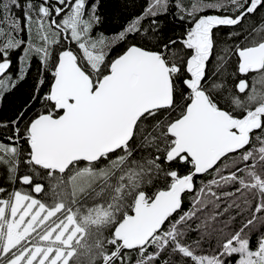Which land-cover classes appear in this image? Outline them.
Here are the masks:
<instances>
[{
  "label": "snow or ice",
  "instance_id": "6c2138e0",
  "mask_svg": "<svg viewBox=\"0 0 264 264\" xmlns=\"http://www.w3.org/2000/svg\"><path fill=\"white\" fill-rule=\"evenodd\" d=\"M0 0V264H264V0Z\"/></svg>",
  "mask_w": 264,
  "mask_h": 264
},
{
  "label": "trees",
  "instance_id": "16d2710c",
  "mask_svg": "<svg viewBox=\"0 0 264 264\" xmlns=\"http://www.w3.org/2000/svg\"><path fill=\"white\" fill-rule=\"evenodd\" d=\"M142 3L143 0H140ZM121 0H105V13L109 18V22L105 25L108 30L113 29L118 23V17L113 18L114 13H118L120 9ZM29 85L19 89L14 95L8 96L5 99L4 105L0 107V120L9 118L15 109L26 98L29 90Z\"/></svg>",
  "mask_w": 264,
  "mask_h": 264
}]
</instances>
